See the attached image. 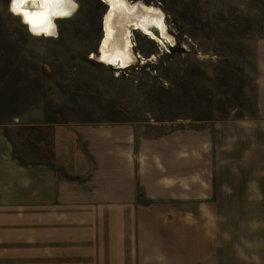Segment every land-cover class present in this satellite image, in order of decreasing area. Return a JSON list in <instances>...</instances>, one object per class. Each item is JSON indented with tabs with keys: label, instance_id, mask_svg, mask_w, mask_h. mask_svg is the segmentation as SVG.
<instances>
[{
	"label": "rangeland",
	"instance_id": "obj_1",
	"mask_svg": "<svg viewBox=\"0 0 264 264\" xmlns=\"http://www.w3.org/2000/svg\"><path fill=\"white\" fill-rule=\"evenodd\" d=\"M75 1L57 35L39 37L0 0V119L48 106L66 119L141 126L145 139L189 129L193 177L207 176L202 200L219 236L264 248V69L255 52L264 0H131L159 7L173 41L134 31L138 58L127 66L93 58L107 5Z\"/></svg>",
	"mask_w": 264,
	"mask_h": 264
},
{
	"label": "crops",
	"instance_id": "obj_2",
	"mask_svg": "<svg viewBox=\"0 0 264 264\" xmlns=\"http://www.w3.org/2000/svg\"><path fill=\"white\" fill-rule=\"evenodd\" d=\"M255 52L264 69V41ZM63 113L0 119V264H264V248L219 236L189 129L145 139L135 124Z\"/></svg>",
	"mask_w": 264,
	"mask_h": 264
},
{
	"label": "bare ground",
	"instance_id": "obj_3",
	"mask_svg": "<svg viewBox=\"0 0 264 264\" xmlns=\"http://www.w3.org/2000/svg\"><path fill=\"white\" fill-rule=\"evenodd\" d=\"M102 1L105 2L109 7L104 17V22H103L104 37L99 47V55H96L93 58L101 62L104 61L106 62L107 65H117V66L118 65L127 66L135 62L137 60V57L135 56V54L132 53L131 43H130L131 31L133 28L146 34L147 36L155 40L157 44L161 46L165 44L162 39L154 36L150 31H147L146 30L147 27L145 25L144 27L146 28L142 29L143 27L140 28V26L137 24H127V23L123 24V18L121 17H118L114 21L113 25L110 24L112 16H114V14L117 12L116 5L123 3L126 4L127 8L131 11L135 10L136 5L139 6L140 8H142L143 11L149 14V17L151 19L153 18L152 20H155V22L156 23L158 22L159 23L158 25H160V23L162 22L160 20V17L165 16V14L159 7H155L152 5L146 7L145 6L146 3L142 1H137L132 5L129 3V0H102ZM78 7L79 6L75 0H64V2H62V8L60 13L63 14L64 18L70 17L77 12ZM15 15L19 16L18 14ZM120 16H122V13H120ZM143 16L144 15L142 13L141 17ZM161 28H162V34L166 39L167 43L169 41H173V38L167 33L165 21L163 22V24L161 23ZM56 30L57 27L53 26L50 30L43 31V34L36 33L34 35L39 37L40 36L55 37L57 35V32L55 33Z\"/></svg>",
	"mask_w": 264,
	"mask_h": 264
},
{
	"label": "water",
	"instance_id": "obj_4",
	"mask_svg": "<svg viewBox=\"0 0 264 264\" xmlns=\"http://www.w3.org/2000/svg\"><path fill=\"white\" fill-rule=\"evenodd\" d=\"M62 2L64 0H11L10 10L21 16L23 22L33 34H43V31L50 30L53 26L57 27L55 21L63 17V14L60 13ZM116 7L117 12L112 16L110 21L111 25L114 24V21L118 17H121L123 18V24H137L140 28L143 27L142 29L147 27V31L162 39L165 44L167 43L161 28V23L163 24L165 21V16L160 17L162 22L158 25V22L156 23L155 20H152L153 18L151 19L149 14L137 5L133 11L129 10L126 4L123 3L116 5ZM120 13H122V16H120ZM142 13L144 15L143 17H141Z\"/></svg>",
	"mask_w": 264,
	"mask_h": 264
},
{
	"label": "flooded vegetation",
	"instance_id": "obj_5",
	"mask_svg": "<svg viewBox=\"0 0 264 264\" xmlns=\"http://www.w3.org/2000/svg\"><path fill=\"white\" fill-rule=\"evenodd\" d=\"M104 3H105V2H104ZM129 3L132 5L133 3H135V1H134V2H131V0H129ZM105 4H106V3H105ZM106 5H107V4H106ZM144 5H145V4H144ZM145 6L147 7V6H150V5L146 4ZM108 7H109V6L107 5V10H108ZM134 31H138V30H136V29L133 28L132 31H131V37H130L131 51H132V53L135 54V56L138 58V56H137V54L135 53V50H134V49H135V44H134V42H133V32H134ZM132 58H133V57H132ZM133 59H134V58H133Z\"/></svg>",
	"mask_w": 264,
	"mask_h": 264
}]
</instances>
